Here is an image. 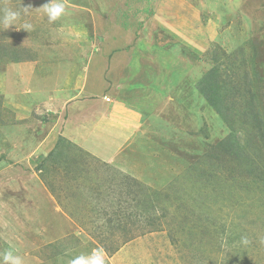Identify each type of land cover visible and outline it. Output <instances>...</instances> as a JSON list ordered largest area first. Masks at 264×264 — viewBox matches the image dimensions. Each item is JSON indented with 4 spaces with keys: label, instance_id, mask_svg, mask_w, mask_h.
Segmentation results:
<instances>
[{
    "label": "rangeland",
    "instance_id": "obj_1",
    "mask_svg": "<svg viewBox=\"0 0 264 264\" xmlns=\"http://www.w3.org/2000/svg\"><path fill=\"white\" fill-rule=\"evenodd\" d=\"M48 2L0 0V254L68 264L102 248L105 264H264V0H67L54 22ZM9 10L19 15L8 27ZM107 39L146 58L135 87L152 105L139 129L116 160L59 135L42 149L68 104L93 111L117 86ZM101 52L95 91L82 80ZM49 76L41 97L34 83ZM57 93L67 96L52 111Z\"/></svg>",
    "mask_w": 264,
    "mask_h": 264
},
{
    "label": "crops",
    "instance_id": "obj_2",
    "mask_svg": "<svg viewBox=\"0 0 264 264\" xmlns=\"http://www.w3.org/2000/svg\"><path fill=\"white\" fill-rule=\"evenodd\" d=\"M110 45L109 39L103 43V46H105L107 50L112 49L111 51H107L106 65L109 64L108 57L111 55L110 65H112V67L114 66V69L119 71L121 76L118 77V74L111 79L109 77L111 83L113 85L117 84V86H112L111 90L108 92H111L108 95V100V96L105 99H96L97 108L93 110L95 112L89 110L85 111V108L89 106L84 105V102H86L84 100L76 99L72 101L68 104L67 111L65 109L66 112L63 113V115L60 112V116L56 118V124H60L58 130L54 129V132H52L53 135L49 132L46 135L39 136L43 138V142L39 144L42 149L51 145V140L62 136L99 158L104 160H116L117 150L120 151L123 146H125V141L139 129L141 125V113L144 110H149L150 105H152L151 102L148 103L147 101L138 100L142 95L136 92H144L141 91V89L137 90L135 87V83L140 82L138 80L140 73H146L145 68H143L146 58H144L142 51H139L137 48L134 50L135 46L125 47L124 50L115 51L114 48L123 47L122 44H118V42L115 41L114 45ZM100 54L103 56L101 52L98 53L97 56L91 57L87 65V73H84L82 80L86 86L96 84L95 91L97 89L101 90V87H103L105 83L104 76H101L99 70L101 69V62H98L101 60ZM25 79L26 78H24V84L26 85ZM38 82H40L42 86H38V84L34 83L33 88L40 90L41 97L48 92L45 91V88L49 89L55 86V80L50 76ZM111 83L107 81L106 85L110 87ZM90 89L92 90V87ZM144 90L146 91L147 88ZM132 92L134 93L132 94ZM48 95L50 98L45 104H49L52 100L56 101L52 104L53 107L50 109L52 111H57L58 101H61L67 96V94L61 93L55 95L51 94L52 96L50 94ZM95 144L98 146L97 150L93 147ZM99 147L103 148V150L100 151Z\"/></svg>",
    "mask_w": 264,
    "mask_h": 264
},
{
    "label": "clouds",
    "instance_id": "obj_3",
    "mask_svg": "<svg viewBox=\"0 0 264 264\" xmlns=\"http://www.w3.org/2000/svg\"><path fill=\"white\" fill-rule=\"evenodd\" d=\"M67 0H62V2H57V0H49L40 8L44 13L47 14L49 22H54L59 19L66 11ZM30 6L24 7L25 11L28 10ZM19 13L13 11H7L4 16V22L9 27L16 20ZM31 28V25H24V30ZM241 242L245 245L249 243L247 237H242ZM16 249L11 248L6 250L4 253L0 254V264H24L22 258L15 254ZM105 252L102 248L94 249L89 255H80L75 257L70 261V264H105Z\"/></svg>",
    "mask_w": 264,
    "mask_h": 264
},
{
    "label": "trees",
    "instance_id": "obj_4",
    "mask_svg": "<svg viewBox=\"0 0 264 264\" xmlns=\"http://www.w3.org/2000/svg\"><path fill=\"white\" fill-rule=\"evenodd\" d=\"M214 84L216 85L215 81H213L212 83H210V86L211 85H214ZM205 86H206V84H205ZM201 88H202V90H205L203 87H201ZM206 95H207V93H206ZM210 102L215 106L216 110H218V112H219L220 109H219V107L217 105H215L214 101L210 99ZM224 142H226V144L229 145L230 144L229 143V138L224 139Z\"/></svg>",
    "mask_w": 264,
    "mask_h": 264
}]
</instances>
